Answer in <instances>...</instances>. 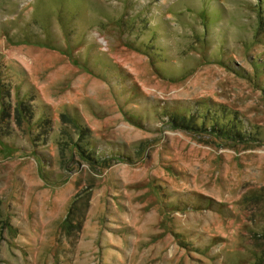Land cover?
Returning <instances> with one entry per match:
<instances>
[{
  "label": "rangeland",
  "instance_id": "rangeland-1",
  "mask_svg": "<svg viewBox=\"0 0 264 264\" xmlns=\"http://www.w3.org/2000/svg\"><path fill=\"white\" fill-rule=\"evenodd\" d=\"M0 264H264V0H0Z\"/></svg>",
  "mask_w": 264,
  "mask_h": 264
},
{
  "label": "trees",
  "instance_id": "trees-1",
  "mask_svg": "<svg viewBox=\"0 0 264 264\" xmlns=\"http://www.w3.org/2000/svg\"><path fill=\"white\" fill-rule=\"evenodd\" d=\"M245 74V73H244ZM80 131H81V133L83 132V130H82V128H80ZM236 137H238V138H242V137H240V136H238V135H235ZM74 145V149L75 150H77L79 153H84V151H82L83 150V148L81 147V145H79V144H77V143H75V144H73ZM88 158H90V157H88ZM105 159V158H104ZM103 159V160H104ZM110 159H111V157H110ZM101 162V161H100Z\"/></svg>",
  "mask_w": 264,
  "mask_h": 264
}]
</instances>
